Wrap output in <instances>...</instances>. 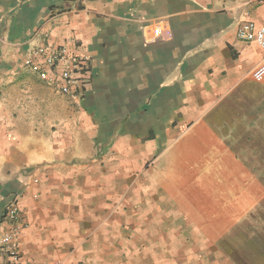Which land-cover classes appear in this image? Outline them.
I'll return each mask as SVG.
<instances>
[{"label": "crops", "instance_id": "0c3cea01", "mask_svg": "<svg viewBox=\"0 0 264 264\" xmlns=\"http://www.w3.org/2000/svg\"><path fill=\"white\" fill-rule=\"evenodd\" d=\"M263 19L264 0H0V248L15 201L27 264H264V52L236 35ZM43 42L87 58L80 107L24 64Z\"/></svg>", "mask_w": 264, "mask_h": 264}, {"label": "built area", "instance_id": "2783aa9c", "mask_svg": "<svg viewBox=\"0 0 264 264\" xmlns=\"http://www.w3.org/2000/svg\"><path fill=\"white\" fill-rule=\"evenodd\" d=\"M236 35L243 41H255L264 52V19L260 23L247 20L240 23ZM24 64L43 80L56 85L76 107L82 105L83 89L77 74L86 70L87 58L70 51L67 45H53L43 42L35 45L24 59ZM251 76L257 82L264 81V58L252 69ZM4 218L10 223L2 234L0 251L6 258L5 264H27L20 255V237L27 226L22 219L21 208L17 202L9 203L4 209ZM48 264H66L53 260Z\"/></svg>", "mask_w": 264, "mask_h": 264}, {"label": "rangeland", "instance_id": "374dc122", "mask_svg": "<svg viewBox=\"0 0 264 264\" xmlns=\"http://www.w3.org/2000/svg\"><path fill=\"white\" fill-rule=\"evenodd\" d=\"M82 261H79V264H81ZM159 263L164 264H196L194 261H187V260H166V261H159ZM108 264H126V261L124 259V253H119L116 257V259H113L112 261H109ZM133 264H140L139 262L136 263V261L133 262ZM149 264H157V261L150 260Z\"/></svg>", "mask_w": 264, "mask_h": 264}]
</instances>
